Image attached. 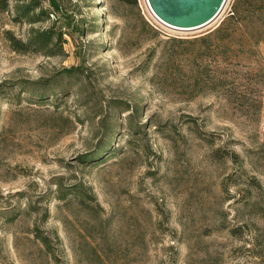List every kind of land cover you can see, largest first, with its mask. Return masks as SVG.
Wrapping results in <instances>:
<instances>
[{
  "label": "rangeland",
  "instance_id": "rangeland-1",
  "mask_svg": "<svg viewBox=\"0 0 264 264\" xmlns=\"http://www.w3.org/2000/svg\"><path fill=\"white\" fill-rule=\"evenodd\" d=\"M137 2L0 10V264H264V44L194 43L235 0L187 32ZM52 27L56 56L9 40Z\"/></svg>",
  "mask_w": 264,
  "mask_h": 264
},
{
  "label": "trees",
  "instance_id": "trees-1",
  "mask_svg": "<svg viewBox=\"0 0 264 264\" xmlns=\"http://www.w3.org/2000/svg\"><path fill=\"white\" fill-rule=\"evenodd\" d=\"M121 1L130 6H138L137 0ZM52 5L56 10L60 9L56 2L53 1ZM10 8V0H0V10L9 11ZM34 8L32 4L14 6L16 20L32 23L42 21L41 17L47 14L41 12L39 16H35ZM8 34L13 47L19 52L37 51L45 53L47 56H56L64 51V44H66L64 38L66 33L57 30L56 27L44 31H33L26 42L16 40L10 33ZM197 42L206 44L207 49H211L208 44L213 47L222 45L224 48L230 49L231 54L226 56L229 59L238 62L251 60L253 58L252 51L257 50V46L264 44V0H235L233 11L221 25L208 35L195 39L194 43ZM57 50L60 52H56ZM74 71V68L67 70L68 74ZM34 93L39 94L40 100H43L46 95V91L42 90H36ZM42 241L45 246H49L47 238H43Z\"/></svg>",
  "mask_w": 264,
  "mask_h": 264
},
{
  "label": "water",
  "instance_id": "water-1",
  "mask_svg": "<svg viewBox=\"0 0 264 264\" xmlns=\"http://www.w3.org/2000/svg\"><path fill=\"white\" fill-rule=\"evenodd\" d=\"M228 0H146L154 18L177 31H197L221 14Z\"/></svg>",
  "mask_w": 264,
  "mask_h": 264
}]
</instances>
